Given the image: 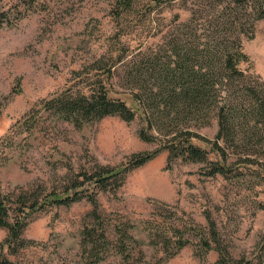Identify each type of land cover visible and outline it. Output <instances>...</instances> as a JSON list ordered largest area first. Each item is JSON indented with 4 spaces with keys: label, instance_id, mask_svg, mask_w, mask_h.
Listing matches in <instances>:
<instances>
[{
    "label": "rangeland",
    "instance_id": "374dc122",
    "mask_svg": "<svg viewBox=\"0 0 264 264\" xmlns=\"http://www.w3.org/2000/svg\"><path fill=\"white\" fill-rule=\"evenodd\" d=\"M11 1L19 6L25 4L23 0ZM115 2L35 0L34 7L27 8L21 19L0 27V199L9 206L22 210L25 206L20 208L18 196L26 190L30 192L27 198L34 192H44L42 202L45 190H62L68 179L75 178V172L92 171L95 166L118 167L133 154L160 146L163 136L147 128V111L141 110L129 92L120 96L135 110L131 121L106 116L78 127L43 104L71 86L78 89L86 85L87 66L108 48L130 46L136 54L142 49L137 47L141 43L145 42V50L155 41L159 43L157 48L163 49L162 34L180 22L173 21L176 12L170 8L163 13L157 9L153 13L159 23L156 29L143 31L141 23L139 32L127 36L124 28L133 15L114 16ZM186 15L183 13L182 18ZM153 33L157 35L149 38ZM244 47L250 61L242 67L250 68L264 81V18L256 24L253 38H248ZM118 75L113 81L115 89L127 90L130 85L122 79L126 77L125 69L120 67ZM211 121L198 131L214 139L218 120ZM141 130L155 135L156 141L142 139ZM194 142L211 149L204 142ZM168 155L169 151L164 150L131 171L118 189L99 194V209L110 221L112 236L114 225L122 226L138 240L133 245L134 254L144 250L147 259L159 262L166 247L163 241L151 245L150 233L161 232L165 225L205 229L209 213L234 256H251L258 245L264 244V173L258 166L238 163L232 166L234 171L229 177L211 176L207 175V162L177 159L170 165ZM210 157L217 158L215 153ZM92 207L84 198L34 212L24 237L35 244L9 257L16 264H85L80 235ZM7 235L8 230L0 227V244ZM196 248L192 241L163 264H214L219 258L216 250L202 258ZM100 264L129 263L111 250Z\"/></svg>",
    "mask_w": 264,
    "mask_h": 264
},
{
    "label": "trees",
    "instance_id": "16d2710c",
    "mask_svg": "<svg viewBox=\"0 0 264 264\" xmlns=\"http://www.w3.org/2000/svg\"><path fill=\"white\" fill-rule=\"evenodd\" d=\"M23 2L19 6L11 0H0V27L13 25L27 8L35 5V0ZM166 8L175 11L173 21L180 22L162 34L163 49L157 48L159 43L155 41L152 46L146 45L145 50V42L141 43L137 47L142 49L136 54L130 46L108 48L87 66L86 85L78 89L71 86L43 102L51 113L81 127L106 116L133 120L135 110L120 96L129 92L141 110L147 111V128L163 136L160 146L135 153L118 167L95 166L92 171L75 172L76 179H68L62 190H45L42 202L40 197L44 192H34V196L27 198L25 195L30 192L26 190L18 196L20 208L25 206L22 210L0 199V227L8 230L0 244V264H16L9 255L17 256L35 244L24 237L34 212L54 205H70L84 198L93 206L80 235L85 264L102 263L111 250L125 263L163 264L192 241L197 246L196 254L202 258L212 250L218 251L219 258L214 264H264V244L258 245L251 256H234L209 213L205 229L165 225L161 232L150 233L151 245L163 241L166 247L165 254L159 256L161 260L152 262L144 250L134 254L133 245L138 240L127 229L115 224L112 236L110 221L104 219L99 209L101 192L118 189L131 171L164 150L169 151L170 165L177 159L209 163L207 175L211 176L229 177L234 171L232 166L238 163L254 164L264 173V81L250 68L242 67L250 61L244 44L253 38L256 24L264 18V0H116L113 15L117 18L133 15L129 21L132 25L127 23L124 28L127 30L124 35L130 36L141 28L149 32L156 29L159 23L153 13L157 9L163 13ZM183 13H187L184 18ZM141 23L142 27L138 26ZM156 35L153 33L149 38ZM120 67L126 72L122 79L130 85L124 91L116 90L113 84ZM214 118L218 120V130L211 139L198 129L209 126ZM140 136L146 141L157 139L148 130H141ZM194 140L206 143L211 149ZM211 153L216 154L215 160L211 159ZM234 158L236 162H232Z\"/></svg>",
    "mask_w": 264,
    "mask_h": 264
}]
</instances>
